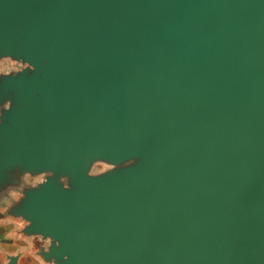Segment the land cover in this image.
<instances>
[{
  "label": "water",
  "instance_id": "95a60500",
  "mask_svg": "<svg viewBox=\"0 0 264 264\" xmlns=\"http://www.w3.org/2000/svg\"><path fill=\"white\" fill-rule=\"evenodd\" d=\"M0 62L39 264H264V0H0Z\"/></svg>",
  "mask_w": 264,
  "mask_h": 264
},
{
  "label": "crops",
  "instance_id": "0c3cea01",
  "mask_svg": "<svg viewBox=\"0 0 264 264\" xmlns=\"http://www.w3.org/2000/svg\"><path fill=\"white\" fill-rule=\"evenodd\" d=\"M22 226L21 221L2 216L0 210V264H4L7 255L18 252L21 254L20 264L40 263L32 254L38 239L24 237L20 232Z\"/></svg>",
  "mask_w": 264,
  "mask_h": 264
},
{
  "label": "rangeland",
  "instance_id": "374dc122",
  "mask_svg": "<svg viewBox=\"0 0 264 264\" xmlns=\"http://www.w3.org/2000/svg\"><path fill=\"white\" fill-rule=\"evenodd\" d=\"M10 64L6 63V62H0V71H8V69H10ZM107 168V165L103 164V163H96L94 164L92 171L93 172H98V171H102L103 169Z\"/></svg>",
  "mask_w": 264,
  "mask_h": 264
}]
</instances>
